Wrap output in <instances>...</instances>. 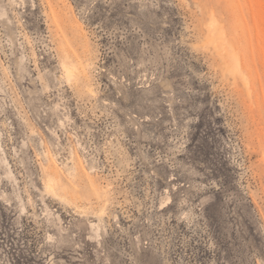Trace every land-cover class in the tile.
<instances>
[{"label":"rangeland","instance_id":"rangeland-1","mask_svg":"<svg viewBox=\"0 0 264 264\" xmlns=\"http://www.w3.org/2000/svg\"><path fill=\"white\" fill-rule=\"evenodd\" d=\"M0 264H264V0H0Z\"/></svg>","mask_w":264,"mask_h":264},{"label":"bare ground","instance_id":"bare-ground-1","mask_svg":"<svg viewBox=\"0 0 264 264\" xmlns=\"http://www.w3.org/2000/svg\"><path fill=\"white\" fill-rule=\"evenodd\" d=\"M49 187H51V185H49Z\"/></svg>","mask_w":264,"mask_h":264}]
</instances>
